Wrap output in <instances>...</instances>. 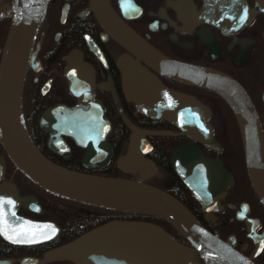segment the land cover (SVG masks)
I'll return each instance as SVG.
<instances>
[{"label":"flooded vegetation","instance_id":"flooded-vegetation-1","mask_svg":"<svg viewBox=\"0 0 264 264\" xmlns=\"http://www.w3.org/2000/svg\"><path fill=\"white\" fill-rule=\"evenodd\" d=\"M108 2L128 28L162 55L220 71L235 80L253 106L264 140V0ZM3 6H14V0H0V55L11 21L8 16H1ZM114 39L97 20L88 0H45L28 63L32 52L34 60L26 66L21 88L20 111L28 136L45 157L59 165H75L78 158L77 163L86 172L100 170L109 174L114 168L122 177L140 179L164 190L217 238L255 264H264V203L247 175L242 143L230 108L210 90L157 75L164 86L195 98L206 108L207 114L203 110L201 114L210 126L214 146L189 139L167 120L141 115L123 95L115 62L128 52ZM71 58L81 59L92 73L94 99L102 106L111 127L106 140L112 155L102 167L83 163L84 150L69 138H63L69 148L67 156L52 152L47 146L48 135L39 125L47 109L76 104L68 71ZM122 114L139 128L163 132L147 136L151 150L146 158L156 169H144L142 177L138 172L129 174L115 166L117 158L126 151L129 136ZM114 126L122 130V136L115 132ZM187 144L198 147L208 162L210 183L206 195L200 194L202 187L191 194L169 162L173 149ZM2 198L0 211L13 210L32 221L52 222L60 232L55 240L38 245L13 244L0 235V264H35L33 259L42 258L45 252L96 227L101 217L92 207L39 188L15 167L0 144V201ZM18 198L36 201H15ZM175 239L191 247L182 236L175 235ZM190 262L205 263L197 251Z\"/></svg>","mask_w":264,"mask_h":264},{"label":"water","instance_id":"water-1","mask_svg":"<svg viewBox=\"0 0 264 264\" xmlns=\"http://www.w3.org/2000/svg\"><path fill=\"white\" fill-rule=\"evenodd\" d=\"M88 1L97 20L128 52L115 64L120 72L123 95L134 105L136 112L167 120L189 139L213 147L210 126L201 114L206 108L195 98L164 86L157 75L210 90L228 105L242 143L247 175L264 203V140L253 106L241 86L220 71L162 55L115 15L108 0ZM44 3L45 0H14V6L1 9V16L11 18L0 55V144L8 158L29 180L48 192L92 207L161 218L191 247L180 243L156 223L112 219L45 252L42 258L32 262L190 264L194 251H197L204 264H255L204 228L169 193L143 180L71 170L52 162L38 150L25 129L20 98L26 66L34 60L35 52H32L28 63L32 37L39 25ZM68 63L76 104L73 107L55 105L47 109L40 117L39 125L48 135L47 146L52 152L67 156L69 148L63 138H69L84 150L83 163L102 167L112 155L106 140L111 127L102 106L94 99L92 73L86 64L74 58ZM122 118L129 130L128 143L115 166L129 174L138 172L142 177L144 169H156L146 158L151 150L147 136L163 132L139 128L123 114ZM169 162L191 194H196V190L202 187L200 194L206 195L210 174L206 167L208 162L198 147L191 144L175 147ZM15 201L36 200L18 198ZM0 212L3 213L0 235L10 243L38 245L53 241L59 235V227L52 222L32 221L16 215L13 210ZM29 237L33 242H19Z\"/></svg>","mask_w":264,"mask_h":264},{"label":"trees","instance_id":"trees-1","mask_svg":"<svg viewBox=\"0 0 264 264\" xmlns=\"http://www.w3.org/2000/svg\"><path fill=\"white\" fill-rule=\"evenodd\" d=\"M114 130H115V132L117 134H119L121 136L123 135L122 130H120L118 127L114 126ZM76 159L78 161V158H76ZM77 161H76L77 165L76 164L75 165L61 164V166L69 168L71 170H75V171L86 172L79 166ZM86 173L93 174V175L122 177L119 174H116V172L114 171V168H113V173H109V174L103 173L100 170L99 171L94 170V171H90V172H86ZM76 203L81 204V205H85V204L79 203V202H76ZM86 206L92 207V206H89V205H86ZM92 208H94L95 211H97V212H99L101 214L100 220L94 226L101 225V224H103V223H105L107 221H110L112 219L143 220V221L156 223V224L160 225L161 227H163L166 231H168V232H170V233H172V234H174L176 236L179 235V233L177 231H175L173 229V227L168 222H166L165 220H163L161 218H158V217L146 216V215L127 214V213H123V212L111 211V210H108V209H101V208H97V207H92ZM64 240L67 241V240H70V239H66L65 238Z\"/></svg>","mask_w":264,"mask_h":264},{"label":"snow or ice","instance_id":"snow-or-ice-1","mask_svg":"<svg viewBox=\"0 0 264 264\" xmlns=\"http://www.w3.org/2000/svg\"><path fill=\"white\" fill-rule=\"evenodd\" d=\"M241 19H243V17H241ZM8 203L11 204L12 202H11V201H8ZM2 207H3V201H0V208H2ZM2 215H3V213L0 212V217H2ZM54 232H55V229H53V233H54ZM8 238H9V239H12L11 236H9ZM46 238H47V237H46ZM19 242H28V243H31V242H33V238L29 237V238H27V239H25V240H21V241H19Z\"/></svg>","mask_w":264,"mask_h":264}]
</instances>
